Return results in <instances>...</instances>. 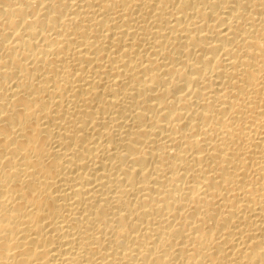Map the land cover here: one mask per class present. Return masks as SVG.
<instances>
[{"label":"bare ground","instance_id":"1","mask_svg":"<svg viewBox=\"0 0 264 264\" xmlns=\"http://www.w3.org/2000/svg\"><path fill=\"white\" fill-rule=\"evenodd\" d=\"M0 264H264V0H0Z\"/></svg>","mask_w":264,"mask_h":264}]
</instances>
